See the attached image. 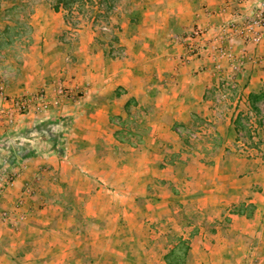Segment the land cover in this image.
<instances>
[{
	"label": "crops",
	"instance_id": "0c3cea01",
	"mask_svg": "<svg viewBox=\"0 0 264 264\" xmlns=\"http://www.w3.org/2000/svg\"><path fill=\"white\" fill-rule=\"evenodd\" d=\"M182 1L185 0H148L151 4L164 3L166 5V9L157 12L154 15L155 20L149 23L151 24L149 31L152 32V43L140 36L139 31L138 38L141 45H139V53L136 56H130L120 63L109 62L108 64L96 60H83L80 63L81 70L77 75L74 71L67 72L63 63L52 59L56 53L53 49H56L55 45H58L56 37L59 35V23L57 22L56 25L52 23L56 20V15L50 14V17H45L44 13L32 15L33 18L46 21L43 27L34 29L35 50L39 47V50L44 51V56L49 54L50 56L44 59L37 58L34 61L29 58V61H25L23 63L25 76L17 88L19 87V92L29 91V89L32 92V87L47 86L46 89L52 97L50 96L45 107H40L35 102L30 105L28 113L16 115V120L14 119L16 123L13 126L6 125L3 117L0 118V140L7 137H10L9 141L19 140V135L23 132L26 133L23 136L24 140H28L26 149L19 147L22 144L19 141L17 143L19 145L8 150V154L15 156L11 164H18L21 167L18 177L0 197V208L14 210L15 201L23 196L24 209L22 210L27 212V219L16 229L11 224L9 226L0 223V229L6 226L5 230H9L15 238V241L11 243L12 237H6L8 244L12 245V251L8 249L5 253L4 251L0 253V260L4 259L3 255H7L8 264H12L15 259L22 260L23 264H36L37 261L44 264H64L63 250L56 254L57 257L54 259L41 251L38 253H33L32 250L24 251L25 253L19 257H14V254L11 256L8 252L24 250L27 247L26 240L31 237L35 239L33 243L63 244V235H53L48 227L54 220L52 215L57 217L66 210L63 200L65 191L61 184L70 180H79V186L87 184V188L77 189L75 187L77 190L74 194L75 196L88 195V202L85 206L88 219L85 223L75 220V225L82 229L99 227L103 229V232H99L96 237H86L85 234L72 237L70 243L76 245L74 248L76 252L79 245L87 239L89 244H96L98 241L109 244L113 242L109 236L113 235L114 231L117 232L116 229L137 226L139 227V262L136 264H171L167 256L169 249L161 251L169 247V243L161 244V234L164 231L160 228L162 225L160 216L163 218L168 216L167 213L161 212L169 210L170 205L161 203L159 200L161 194L158 191L149 193L151 188L152 190L154 188V180L159 178V161L154 153L149 155L151 158L146 157L147 152L139 154V158L111 157L114 148L123 150L128 146L127 143L116 139L117 127L112 124L111 117L116 113L123 115L121 110L126 107L129 98L119 102L121 98L113 99L112 95L119 87L126 89L120 97L128 96L126 93L139 87V92L137 91L139 95L136 97L139 100H147V102L153 100L156 117L162 116L164 120V117L171 115L173 116L172 122L183 118L190 119L200 114L198 109L201 108L206 97V89L211 80L216 78L215 75H219L218 70L222 72V78L234 70L239 76L243 73V66L244 69L249 67L253 69L252 62L248 59L254 56V50L264 51V40L259 44H254L232 34L226 41L230 54L216 58L213 55V46L224 35L225 25L233 19H240L250 14L253 8L251 3L240 0H198L199 9L182 16L177 8ZM194 1L188 0L190 4ZM170 3L174 7L169 8ZM174 21L175 24H179L177 31L171 27V22ZM146 23L145 21L144 26ZM146 29L143 28V31L145 32ZM199 29H204L206 33L202 36L196 35L195 32ZM176 33L185 35L184 46H180L175 40ZM159 36L161 41L166 39V36L168 38L162 46L163 50L153 43V40L154 42L159 41ZM189 43L198 47L199 56L192 55L187 59ZM152 52L154 54L151 58L146 59L147 53ZM149 74L151 82L144 81ZM81 78H84L82 83L78 82ZM216 79L219 81L220 77ZM74 84L82 86L85 91L80 98V103L76 104L60 95V99L56 96L59 86L71 87ZM0 105L3 107L7 105L6 97L1 94ZM143 114L147 116L151 113L143 112ZM172 122L168 121L163 128L160 125L161 121L152 117L150 123L152 136L159 130L174 131ZM47 131L53 136H41ZM36 133L41 134L36 135ZM153 142L156 143L155 138ZM58 145L64 147L63 154L55 149ZM17 149L20 154L16 153ZM2 154L0 153V167L4 165L3 163L9 164L10 162H7L9 156ZM131 163L138 164L135 172L131 170ZM123 166L125 170L122 169ZM111 182H118L117 184L121 187L115 190V196L120 202H123L124 197L133 202L139 199V207L138 205L135 207L134 203L128 205L126 202L113 204L109 199L112 196V190L107 187L109 184L114 185ZM27 184L32 185L29 188L30 192H24ZM90 185L93 186L90 187ZM206 197L210 196H200L199 200ZM128 212L132 216L134 212H139V216L138 218L132 217ZM230 217L225 232L221 230L223 227H216L209 238L206 237L208 231L206 233L197 231L192 234L190 230L188 234L182 233L184 237L189 238L190 244V262L187 264H264V219L255 221L245 215L235 214ZM136 219L138 223L135 224ZM28 231L29 235H26ZM37 235H39L38 240H36ZM99 238L103 239L99 240ZM103 259H106V262ZM103 259H97L96 264H125L124 261H117L123 260L118 255L114 258L116 261L114 263L109 262L108 257ZM72 260H75V264H81L79 255L75 257L72 255ZM94 260L91 258V264ZM127 264H135V262Z\"/></svg>",
	"mask_w": 264,
	"mask_h": 264
},
{
	"label": "rangeland",
	"instance_id": "374dc122",
	"mask_svg": "<svg viewBox=\"0 0 264 264\" xmlns=\"http://www.w3.org/2000/svg\"><path fill=\"white\" fill-rule=\"evenodd\" d=\"M70 1L0 0V94L6 97L7 102L5 107L0 105V118L3 117L6 125H15L16 115L28 113L30 105L35 102L40 107H45V103L38 98L42 93L47 95V102L50 96L52 97V94H49L46 89L47 86L32 87V92H30L31 89L19 92V87L17 88L25 76L23 70L25 61H29V58L34 61L37 58L44 59L50 56V54L44 56V51L39 50V47L35 50L34 29L43 27L46 21L33 18L32 15L36 13H44L45 17H50V14L56 15L57 18L52 23L55 25L57 22L59 23V35L56 37L58 45H55L56 49H53L56 53L52 59L63 63L67 72L74 71L77 75L81 70L80 63L83 60H96L108 64L109 62L120 63L130 56H136L139 53V45H141L138 38L139 31L141 32L140 36L152 43V32L149 31L151 24L149 23L155 20L154 15L157 12L166 9L164 3L151 4L148 0ZM198 6V0H195L193 4H190L188 0L182 1L177 7L178 13L182 16L185 13L190 14L197 11ZM171 7L174 5L170 3L169 8ZM56 12L58 14H55ZM145 21L147 26H144ZM177 25L179 24H175V21L171 22V27L175 28V31L178 30ZM143 28H147L145 32ZM181 34L176 33L175 40L180 46H184L185 35ZM154 38L159 41L154 42L153 40V43L163 50L162 46L166 43L167 36L166 39L161 37L163 42L160 40V36L158 39ZM129 47L131 50H128ZM146 51L148 50L146 49ZM152 54L154 52L147 53L146 59H150ZM263 57L264 51L255 49L254 56L248 59L252 62L253 69L250 67L244 69L243 66V71L240 70L243 73L239 76L234 70L222 78V72L218 70L220 76L217 74L215 77H220L219 81L216 78L211 80L206 89V97L201 108L198 109L200 114H196L190 119L183 118L172 122L173 116L171 115L164 117V120L162 116L156 117L153 100L147 102V100H139L136 97L139 95L137 93L139 87L130 90L126 93L128 96L123 95V97L120 96L126 89L119 87L112 95L113 99L121 98L118 100L119 102L129 98L126 107L121 110L123 115L116 113L111 117L112 124L117 127L116 139L127 143L128 146L123 150L113 147L111 157L139 158V154L147 152L146 157H150L149 155L154 153L159 161V178L154 180V188L153 190L151 188L149 193L158 191L161 194L159 199L161 203L170 205L169 210L161 212L167 213L168 216L164 218L160 216L162 224L160 228L164 231L161 234V244L169 243V247H165L161 251L169 249L167 256L171 264L190 262L189 238L184 237L182 233L188 234L190 230L192 234L197 231L204 233L208 231L206 237L209 238L219 226L223 227L221 230L225 232L232 214L245 215L255 221L264 219ZM181 59L183 60V57ZM130 63L132 64V62ZM149 70L152 71L151 68ZM150 76V74L146 76L144 81L151 82ZM83 79L81 78L78 82L82 83ZM71 87L59 86L56 96L59 98L60 95L76 104L80 103V98L85 92L84 88L76 84ZM21 103H25V108L21 107ZM143 112L151 114L145 116ZM152 117L159 119L163 128L165 123L172 122L174 131L159 130L152 136L150 124ZM50 133L47 131L45 134H39L48 136L51 135ZM21 134L19 140L9 141L10 137L0 140V153L9 156L7 162L10 161L9 164H1L3 166L0 167V197L19 175L21 166L11 164L12 160H15V156L11 153L8 154V150L19 145L17 144L19 141L22 142L19 147L26 149L28 140L23 138L26 133ZM39 134L36 133V135ZM151 137L155 138L156 143ZM18 149L16 153H18ZM55 149H58L61 154L64 152L63 146H55ZM137 166V163L132 164L131 170L135 172ZM122 169L125 170V166ZM117 183L111 182L114 185L107 186L112 190V196L109 199L113 204L126 202L128 205L134 203L135 207L137 205L139 207V199L133 202L124 197L123 202H120L119 198L115 196L116 188H121ZM31 186L27 184L24 192H30ZM61 186L65 191L63 200L66 210L57 217L48 214L54 219L48 229L53 235H63V244L33 243L35 239L31 237L26 240L27 247L24 250L11 252L12 245L8 244L6 237H12V233L5 230L6 226H2L0 229L1 254L9 249L11 251L8 253L11 256L14 254V257H19L32 250L33 253L41 251L49 254V257L54 259L57 257L56 254L63 250L64 264L76 263L75 260H72V255L73 257L79 255L81 264H91V258L95 259L93 264H96L97 259L102 260L104 257H108V261L114 263L116 262L114 258L117 255L120 259L123 258V260H117L118 262L124 261L125 264L139 262V227L137 226L116 229L117 232L114 231L113 235L109 236V239H113V242L109 244H104L102 241L89 244L87 239L79 245L76 252L74 250L76 245L70 243L72 237L77 234L96 237L99 232H103V229L99 227H84L82 229L75 225V220L85 223L88 219L85 211L88 195L75 196L74 194L79 187L86 189L87 184L79 186V180H70ZM92 186L90 185V187ZM200 196L210 197L199 200ZM23 198L21 196L15 201L14 210L0 208L1 224L5 223L9 226L11 224L16 229L26 221L27 212L22 210V208L24 209ZM128 214L132 216L130 212ZM133 216L138 218L139 212H134ZM134 223H138L137 219ZM73 225L75 226L73 227ZM26 235H29V231ZM37 238L39 235L36 236V240H38ZM101 239L103 238H99V240ZM14 241L15 238L12 237L11 243ZM3 257L0 264H8L9 257L7 258V255H3ZM103 261L106 262V259ZM12 264H23V261L15 259ZM36 264L44 263L37 261Z\"/></svg>",
	"mask_w": 264,
	"mask_h": 264
},
{
	"label": "built area",
	"instance_id": "2783aa9c",
	"mask_svg": "<svg viewBox=\"0 0 264 264\" xmlns=\"http://www.w3.org/2000/svg\"><path fill=\"white\" fill-rule=\"evenodd\" d=\"M241 2L251 3L252 11L250 14L245 15L240 19H233L225 25L223 30L225 31L224 35L221 36V39L218 40L214 48V58L217 56H228L230 54L229 47L226 44V41L229 40L230 35L236 34L246 41L252 42L254 44H259L264 40V0H240ZM196 35L202 36L206 33L204 29H199L196 32ZM206 45L204 44V48ZM203 48V47H202ZM203 48V49H204ZM200 50L195 44H188L187 47V59L192 55L199 56ZM264 61V57L262 58ZM46 104L47 95L42 93L39 97ZM21 107L25 108V103H21Z\"/></svg>",
	"mask_w": 264,
	"mask_h": 264
},
{
	"label": "trees",
	"instance_id": "16d2710c",
	"mask_svg": "<svg viewBox=\"0 0 264 264\" xmlns=\"http://www.w3.org/2000/svg\"><path fill=\"white\" fill-rule=\"evenodd\" d=\"M65 1H68V0H65ZM71 1H74V0H71ZM71 1H70V2H71ZM178 264H180V263H178Z\"/></svg>",
	"mask_w": 264,
	"mask_h": 264
}]
</instances>
